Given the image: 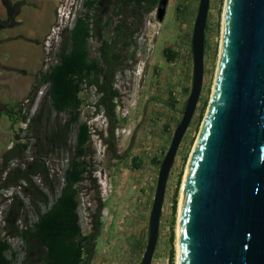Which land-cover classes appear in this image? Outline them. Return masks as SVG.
Listing matches in <instances>:
<instances>
[{
    "label": "rangeland",
    "instance_id": "rangeland-1",
    "mask_svg": "<svg viewBox=\"0 0 264 264\" xmlns=\"http://www.w3.org/2000/svg\"><path fill=\"white\" fill-rule=\"evenodd\" d=\"M84 1L65 0V11L70 13L69 23L74 17L85 12L82 7ZM198 4L199 0H168L161 22L156 19L158 4L142 15L140 30L133 35L132 44L128 49L129 53H134V58L123 64V70L116 73L114 83L115 88L120 92L115 109L119 120L117 128H127L130 132L129 136H117L115 128L116 142L114 145L108 144L106 140L108 123L102 113L95 112L93 107L97 98L94 89H83L81 97L84 102L80 109V121L86 122L89 126L90 155L86 160L91 163V175L96 180L97 189L91 187L88 181L78 186V214L82 234H86L91 229V216L97 207L95 201L97 191L104 205L101 211V230L96 240V250L91 264H139L142 259L148 237V218L160 167L158 162L167 152L169 141L181 119L191 89L190 39ZM223 6L224 0L209 2L205 27L202 88L194 114L179 144L168 175L158 237L150 264H168L171 248L174 251L173 264H176L181 186L212 93L219 55ZM112 18L114 23L118 19L116 16ZM97 45L94 38L89 40L90 56L93 58L96 57ZM166 49L177 54L176 58L167 61L163 54ZM47 87L48 85H43L39 88L37 99L41 100ZM183 89L189 90L183 91ZM162 95L174 100V104L169 106L170 111L167 107H163ZM35 100L33 102L35 105L30 107L28 103H21L22 110L27 111L26 115L32 116L37 110L40 100L36 103ZM167 101L170 104V100ZM121 111L127 112V116L122 117ZM171 112L175 119L172 125ZM65 118H67L65 114L58 115V119ZM168 126L170 131L167 130ZM0 129L5 135L0 137V165L3 153L16 143H27L29 147L23 153L21 160L16 159L9 164L10 169L21 162L28 163L34 150V142L30 138L26 124L20 120L12 122L8 118H2ZM75 133L76 126H73L67 142L69 145L74 144ZM99 133H102V137ZM165 133L169 135L165 136ZM145 147L149 149L145 151ZM115 150L116 154L113 153ZM68 157L67 151H56L47 156L52 176L61 175L66 168ZM134 158L138 168L133 165ZM5 176V173L0 174V184L4 182ZM34 181L45 189L38 178ZM17 190V187L0 190V228L4 225L2 220L7 209L6 199ZM19 195L28 206L27 198L22 193ZM175 196L176 208L172 211ZM53 198L54 196H50L51 200ZM27 210L31 222L35 221L34 214L30 212L31 208L27 207ZM171 229L174 232L172 243L169 241ZM9 243L20 259L21 241L14 238L10 239Z\"/></svg>",
    "mask_w": 264,
    "mask_h": 264
},
{
    "label": "trees",
    "instance_id": "trees-1",
    "mask_svg": "<svg viewBox=\"0 0 264 264\" xmlns=\"http://www.w3.org/2000/svg\"><path fill=\"white\" fill-rule=\"evenodd\" d=\"M158 2L85 0L82 4L85 12L75 17L71 29L61 33L55 55L57 63L48 71H41L35 79L28 100L29 107L33 105L39 88L48 85L35 113L28 116L21 106L15 111L9 110L10 121L20 120L26 124L34 150L28 163L21 162L12 169L9 164L23 158L28 144H13L1 157L0 174L5 173L6 176L0 190L9 187H17L18 190L6 199L4 225L0 228V264H91L101 230L104 205L97 191V207L91 216V233L82 234L78 186L88 181L95 190L97 187L91 175V163L86 160L90 155L91 134L87 123L80 121V109L84 102L81 94L85 88L94 89L97 98L93 107L95 112H101L105 117L108 123L106 140L109 145H114V130L119 124L115 101L120 98V92L114 86L116 73L123 70L126 61L134 58V53L128 52L133 35L140 30L142 15L152 10ZM1 3L6 10V18L0 20V32L15 25L19 9V4L12 0H1ZM112 16L118 17L115 23ZM91 38L98 44L94 58L90 56L88 47ZM163 54L167 61L177 56L167 49ZM59 114H65L67 118L58 119ZM73 126H76L74 144L69 145L67 142ZM99 136L102 137V133ZM56 151L69 153L66 168L60 176H52L47 163V156ZM113 153L116 154V150ZM132 162L138 168L135 158ZM36 178L45 189L35 183ZM19 193L27 198L28 206ZM50 196H54L53 200ZM27 207L31 208L30 212L36 218L33 222ZM175 208L176 196L172 211ZM14 238L21 241L20 259L9 243ZM173 240L174 232L171 229L170 243ZM173 263L174 251L171 248L168 264Z\"/></svg>",
    "mask_w": 264,
    "mask_h": 264
},
{
    "label": "water",
    "instance_id": "water-1",
    "mask_svg": "<svg viewBox=\"0 0 264 264\" xmlns=\"http://www.w3.org/2000/svg\"><path fill=\"white\" fill-rule=\"evenodd\" d=\"M168 0H159L161 22ZM210 0L191 36L192 82L160 164L139 264H150L166 183L203 82ZM177 264H264V0H224L212 93L189 156L178 216Z\"/></svg>",
    "mask_w": 264,
    "mask_h": 264
},
{
    "label": "crops",
    "instance_id": "crops-1",
    "mask_svg": "<svg viewBox=\"0 0 264 264\" xmlns=\"http://www.w3.org/2000/svg\"><path fill=\"white\" fill-rule=\"evenodd\" d=\"M12 1L19 4L16 23L13 27L0 32V120L8 118L9 110L15 111L21 103L30 99L35 79L42 71L43 41L55 21L57 7L65 2V0ZM5 18L6 10L0 0V20ZM189 62L191 63V61ZM186 90L189 89H183V91ZM38 100L36 98L35 103ZM161 100L164 102L163 107H167V110L170 111L169 106L174 104V100L167 95H162ZM167 100H170V104ZM174 120L171 112V125ZM169 128L168 126L167 130L170 131ZM123 129L126 132L123 137L129 136L130 132L127 131V128L123 127ZM167 133L164 135L168 136ZM1 136H5L2 129H0ZM148 149L145 147L144 150ZM164 155L158 162L159 165Z\"/></svg>",
    "mask_w": 264,
    "mask_h": 264
},
{
    "label": "built area",
    "instance_id": "built-area-1",
    "mask_svg": "<svg viewBox=\"0 0 264 264\" xmlns=\"http://www.w3.org/2000/svg\"><path fill=\"white\" fill-rule=\"evenodd\" d=\"M69 15L70 13H67L65 11L64 4H60L57 7L55 21L43 41L42 64H41L42 72L48 71L50 67H52L57 63V59L55 55L60 43L61 33L65 29H71L74 23L75 17L74 19H72L71 23H69V18H70ZM25 103H28V100H25ZM121 116L122 117L127 116V112L121 111ZM115 132L117 136H121V137L126 133L125 130L121 128H116Z\"/></svg>",
    "mask_w": 264,
    "mask_h": 264
},
{
    "label": "bare ground",
    "instance_id": "bare-ground-1",
    "mask_svg": "<svg viewBox=\"0 0 264 264\" xmlns=\"http://www.w3.org/2000/svg\"><path fill=\"white\" fill-rule=\"evenodd\" d=\"M196 143V142H195ZM195 146V145H194ZM194 148V147H193ZM186 175V172L185 174ZM184 179H185V176L183 178V183H182V186H181V192H180V200H179V213H180V208H181V199H182V193H183V184H184ZM179 213H178V216H179ZM176 264H177V261H178V253H179V250H178V220H177V234H176Z\"/></svg>",
    "mask_w": 264,
    "mask_h": 264
},
{
    "label": "flooded vegetation",
    "instance_id": "flooded-vegetation-1",
    "mask_svg": "<svg viewBox=\"0 0 264 264\" xmlns=\"http://www.w3.org/2000/svg\"><path fill=\"white\" fill-rule=\"evenodd\" d=\"M91 226V225H90ZM91 233V229H90V231L89 232H87L86 234H84V235H88V234H90Z\"/></svg>",
    "mask_w": 264,
    "mask_h": 264
}]
</instances>
